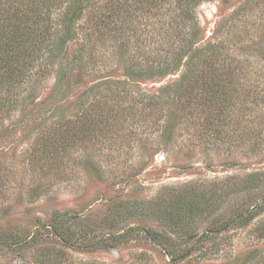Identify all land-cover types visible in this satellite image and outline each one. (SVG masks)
Segmentation results:
<instances>
[{
	"label": "trees",
	"instance_id": "16d2710c",
	"mask_svg": "<svg viewBox=\"0 0 264 264\" xmlns=\"http://www.w3.org/2000/svg\"><path fill=\"white\" fill-rule=\"evenodd\" d=\"M206 1L209 0H0V118L8 119L22 105L26 118L45 121L40 123L41 129L48 118L59 114L49 127L39 131L29 165L46 164L59 169L63 158L73 149H87L93 139L108 140V135L116 138L115 144L123 142L129 151L136 153L151 149L159 152L161 146L164 153L174 155L183 134L188 141L206 136L214 148L220 142L227 151L235 136L240 139L244 134L254 146L263 144L256 139L264 125V98L256 97L260 83L242 87L246 84L238 83L235 74V67L252 68V62L233 58L222 41L207 43L200 39L198 9ZM256 5L248 0L236 10L234 19ZM72 47L75 50L70 71L60 76L55 92L58 101L49 105L44 99L32 104L37 87L54 73ZM110 48L123 60L127 81L105 82L84 90L72 83L85 66L93 73L108 68L110 58L105 54ZM170 76H176L173 83L155 92L136 91L135 95L129 88L140 87L132 85L137 82ZM137 104L143 107L136 118ZM246 115L252 119L248 120ZM243 121L246 123L243 135L234 133L241 129ZM121 132L124 136L117 139L119 136L115 135ZM149 137L156 144L146 147L144 141ZM185 143L182 141L184 146ZM127 163L126 160L123 167ZM248 181L251 186L245 188L250 189L247 199L223 222L230 223V228L247 226L264 212V173L254 174ZM180 193L172 194L177 211L174 216L161 201L167 194L160 193L156 201L112 203L107 208L113 217L109 221L111 226L92 244L87 243L83 234L73 231L68 222L54 221L44 227L55 237L56 242L50 244L69 248L79 243L117 249L122 239L141 231L145 240L153 241L178 264L194 247H172L166 235L144 227H124L121 231L123 228L117 226L128 217L177 223V218L185 220L179 215L181 212L186 211L190 218L201 217L216 214L225 206L188 189ZM213 231L218 230L208 229L204 239ZM261 231L264 232V227ZM36 238L38 232L8 242L0 233V245L11 247ZM258 248L263 250L264 246ZM261 257L260 252L258 258Z\"/></svg>",
	"mask_w": 264,
	"mask_h": 264
},
{
	"label": "rangeland",
	"instance_id": "374dc122",
	"mask_svg": "<svg viewBox=\"0 0 264 264\" xmlns=\"http://www.w3.org/2000/svg\"><path fill=\"white\" fill-rule=\"evenodd\" d=\"M247 1L204 2L198 9L202 27L200 39L207 43L222 41L233 58L252 62L254 68L247 65L242 69L235 67L237 82L246 84L242 87L259 82L256 97L264 98V0H253L257 3L255 9L234 19L236 10ZM144 39L149 40L148 37ZM74 50L73 47L69 49L54 73L37 87L32 104L44 99L49 105L58 101L54 96L59 78L70 71ZM112 51L106 49L105 55L110 58L108 68L93 73L85 66L72 83L84 90L105 82L127 81L123 60ZM175 78L137 82L132 85L140 87L129 88L135 91V95L136 91L155 92L171 85ZM31 107L29 105L28 109ZM142 107L141 104L135 106L136 118ZM262 107L264 109L263 104ZM25 116L26 109L21 105L8 119L0 118V233L8 242L34 232H38V238L11 247L0 245V264H174L158 245L145 240L141 231L122 239L117 249L79 243H76L77 247L69 248L50 244L56 240L44 225L54 221L68 222L73 231L83 234L81 236L87 237V243L92 244L104 229L111 226L109 221L113 217L107 208L112 203L120 200L156 201L161 194H167L161 201L164 207L169 206L172 215H177L172 194L179 195L187 189L214 203L223 202L225 206L216 214L201 217L190 218L186 211L181 212L179 215L185 220L177 218V223L128 217L117 227L123 228L121 231L126 229L124 227H144L166 235L172 247H194L178 264H264V248H258L264 246V240H259L264 237L261 231L264 212L247 226L230 228V223L223 224L234 213L235 207L247 199L250 189L245 188L251 186L248 179L264 173V125L262 134L256 137L258 143L262 141L263 144L256 147L246 134L243 135L242 127L246 124L243 121L241 129L234 132H241L243 136L240 139L235 136L230 142V151L220 142L214 148L203 135L188 141V136L183 134L178 139L174 155L164 153L161 146H158L159 152L151 149L136 153L135 150L129 151L123 142L115 144L116 138L110 135L108 140L97 137L88 143L87 149H73L68 157L63 158L61 167L53 169L46 164L32 166L29 161L39 131L49 127L59 114L48 118L41 129L39 125L45 121L41 123ZM250 117L246 115L245 118L250 120ZM124 132L115 135L119 136L117 139L124 136ZM148 139L144 141L146 147L156 144L150 137ZM182 141L187 142L185 146ZM126 160L128 163L123 167ZM79 221L83 222L82 231ZM176 227L183 230L178 231ZM210 228L218 231L204 239ZM260 252L263 261L258 258Z\"/></svg>",
	"mask_w": 264,
	"mask_h": 264
}]
</instances>
